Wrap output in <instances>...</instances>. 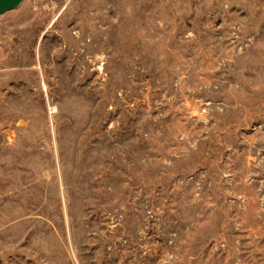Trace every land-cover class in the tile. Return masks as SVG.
<instances>
[{"label": "rangeland", "instance_id": "374dc122", "mask_svg": "<svg viewBox=\"0 0 264 264\" xmlns=\"http://www.w3.org/2000/svg\"><path fill=\"white\" fill-rule=\"evenodd\" d=\"M0 264H264V0L1 13Z\"/></svg>", "mask_w": 264, "mask_h": 264}, {"label": "water", "instance_id": "95a60500", "mask_svg": "<svg viewBox=\"0 0 264 264\" xmlns=\"http://www.w3.org/2000/svg\"><path fill=\"white\" fill-rule=\"evenodd\" d=\"M22 0H0V14L18 6Z\"/></svg>", "mask_w": 264, "mask_h": 264}]
</instances>
